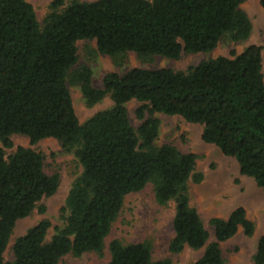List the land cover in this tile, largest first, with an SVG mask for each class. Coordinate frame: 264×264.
Segmentation results:
<instances>
[{"label": "trees", "instance_id": "1", "mask_svg": "<svg viewBox=\"0 0 264 264\" xmlns=\"http://www.w3.org/2000/svg\"><path fill=\"white\" fill-rule=\"evenodd\" d=\"M244 0H52L40 23L27 0H0V264H57L67 253L101 252L104 239L127 194L151 184L160 205L174 202L170 253L201 249L192 264H225L220 243L239 229L252 236L255 224L239 205L227 217H211L214 240L190 205L188 182H199L196 155L170 143L157 145L160 120L155 113L179 115L201 125V139L233 157L240 174L264 188V77L262 47L246 45L239 53L199 61L186 69L133 67L106 72L102 88L92 71L73 68L76 41L95 40L100 54L139 57L211 51L225 36L247 39L251 21L240 9ZM264 8V0H258ZM73 68V69H72ZM69 82L78 85L87 105L109 95L112 105L80 123ZM140 123L130 121L127 103ZM12 134L31 144L55 138L73 152L82 167L60 209L62 224L46 240L47 219L17 237L5 262L3 252L15 223L55 193L57 172L44 171L43 155L12 148ZM264 222V213H263ZM106 264H173L152 259L148 240L108 244ZM250 264H264V226Z\"/></svg>", "mask_w": 264, "mask_h": 264}, {"label": "rangeland", "instance_id": "2", "mask_svg": "<svg viewBox=\"0 0 264 264\" xmlns=\"http://www.w3.org/2000/svg\"><path fill=\"white\" fill-rule=\"evenodd\" d=\"M32 4L36 17L41 23L49 11L52 0H27ZM251 21V31L247 39L233 41L223 37L216 47L207 52L182 53L173 59L162 55L139 57L132 51H127L116 57L100 54L96 49L95 40L80 39L76 41L78 59L73 68L86 66L92 71V83L102 88V77L106 72L123 73L133 68H162L186 69L201 60L219 55L229 56L231 51L239 53L248 44L262 47V72L264 77V8L258 0H244L240 5ZM72 68V69H73ZM73 107L80 123L96 111L112 105L109 95L99 102L87 105L78 85L67 82ZM139 102L131 100L127 103L128 116L134 127L140 120L135 115ZM160 120L159 133L155 140L157 145L170 143L182 152L196 155L194 172L201 173L199 182L190 180L189 202L193 206L205 228L208 230V242L214 240L213 227L209 224L211 217L225 218L236 206H243L246 216L255 224V231L248 237L239 229L228 240L220 243L225 264H250L258 237L264 226V188L258 187L251 177L240 174L238 164L233 157L224 155L215 145L201 139V125L184 120L179 115L155 113ZM12 148H4L7 155L13 153L17 146L30 147L43 155L44 171L48 174H59V185L53 195L43 198L46 206L44 213L32 210L27 216L16 221L8 244L3 252L4 261L13 258L11 246L14 240L24 234L28 228L41 219H47L50 227L46 232V240L55 233V227L62 224L60 209L74 179L81 173L82 167L73 152H66L55 138H43L31 144L27 136L12 134ZM1 146V143H0ZM174 202L169 201L160 205L154 200L151 184L143 189L125 196L121 210L114 220L111 229L104 239L101 252H85L79 256L67 253L57 264H106L109 260L108 244L113 239L122 243L148 240L152 244V259L169 258L173 264H192L202 253L201 249L185 247L179 253H170L168 244L173 236L172 218Z\"/></svg>", "mask_w": 264, "mask_h": 264}]
</instances>
